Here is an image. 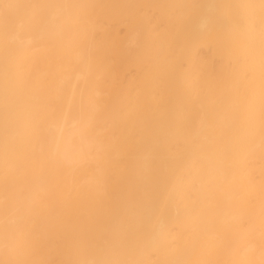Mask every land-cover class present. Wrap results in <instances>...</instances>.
I'll use <instances>...</instances> for the list:
<instances>
[{"label": "bare ground", "instance_id": "6f19581e", "mask_svg": "<svg viewBox=\"0 0 264 264\" xmlns=\"http://www.w3.org/2000/svg\"><path fill=\"white\" fill-rule=\"evenodd\" d=\"M0 264H264V0H0Z\"/></svg>", "mask_w": 264, "mask_h": 264}]
</instances>
